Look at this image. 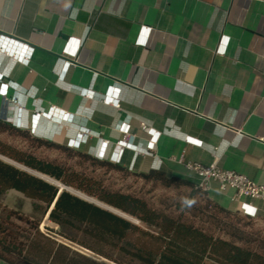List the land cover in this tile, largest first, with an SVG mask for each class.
<instances>
[{"label":"crops","instance_id":"1","mask_svg":"<svg viewBox=\"0 0 264 264\" xmlns=\"http://www.w3.org/2000/svg\"><path fill=\"white\" fill-rule=\"evenodd\" d=\"M0 75L47 140L83 133L78 150L194 184L187 165L217 161L264 186V0H0ZM208 195L238 210L216 183Z\"/></svg>","mask_w":264,"mask_h":264},{"label":"trees","instance_id":"2","mask_svg":"<svg viewBox=\"0 0 264 264\" xmlns=\"http://www.w3.org/2000/svg\"><path fill=\"white\" fill-rule=\"evenodd\" d=\"M0 129L16 132L30 139L32 136L30 130L18 129L3 121H0ZM32 140L51 148L76 150L70 148L68 143L61 145L38 137H33ZM77 152L79 156L91 160L101 167L131 172L120 164L99 159L81 150H77ZM0 154L14 160L13 162L17 161L15 163L21 166L26 165V168L55 179L68 188L76 187L90 196H96L101 201L126 212L124 214L130 215L142 223L143 226L133 223L66 191L60 193L56 186L0 160V196L10 190H16L38 201L39 204L34 206L35 211L42 213L44 217H47L50 212L49 220L56 223L61 230L55 233L116 264L129 263L116 259L93 245L79 241L68 232L82 233L95 244L112 248L122 255L131 257L138 264H264V254L254 248L218 238L204 228L183 221L182 218L156 213L146 201L121 192L108 191L102 183L83 174L69 172L56 163L38 159L32 154L16 150L1 142ZM132 173L146 181L176 182L191 187L206 196L215 207L231 214V211L211 200L207 192L190 181L167 177L163 172L156 170L149 173ZM235 214L241 215L236 212ZM35 228L38 235L44 237L39 232L38 225ZM52 232L54 231L52 230ZM228 234L232 238H237L236 233ZM47 240L51 241L49 238ZM240 240L242 239L240 238ZM35 247H37V242L33 240L29 242L27 249L32 250ZM61 249L68 250L69 248L60 244L56 251L52 249L49 252L51 256L54 251L56 252L53 261H58L55 260V257ZM78 256L87 264H99L84 256ZM0 258L5 260L3 257ZM72 262L71 259L69 261L67 259L59 260L60 264H72Z\"/></svg>","mask_w":264,"mask_h":264},{"label":"rangeland","instance_id":"3","mask_svg":"<svg viewBox=\"0 0 264 264\" xmlns=\"http://www.w3.org/2000/svg\"><path fill=\"white\" fill-rule=\"evenodd\" d=\"M3 99L5 101L2 103L1 114L5 115L7 112L8 117L12 118L15 112L17 113V110H21L25 120V109L19 104L18 100L12 99L11 102V100L8 101L4 97ZM38 114L41 115V120L42 113ZM34 115L27 120L28 122H25L28 128H31L30 125L33 122ZM43 115L47 117L46 114L43 113ZM0 121L8 123L7 116L1 115ZM30 137L31 139L16 132L0 129V142L5 145L32 154L38 159L56 163L69 170V172H76L92 178L102 183L108 191L121 192L140 198L146 201L149 207L156 211V213H164L174 218H182L183 221L191 223L196 227L204 228L207 232L218 238L235 241L264 254V221L247 219L235 214V212L227 214V212L211 204L206 196L198 193L191 187L176 182L146 181L133 174L131 170V172H126L109 167H101L95 162L79 156L77 150L70 151L65 148L59 149L40 145L38 142L32 140L33 137L40 138V135L36 133ZM0 155L10 159L2 154ZM25 166L19 168L28 172L32 170L26 169ZM30 172L41 178L39 175L41 173L34 170ZM71 188L108 207L115 208L101 201L96 196H90L76 187ZM36 204H39V202L16 190H10L0 196V257L5 258V260L0 258V264H60L59 260L61 261L62 259H67V261L71 259L73 260L72 264H87L78 255L89 258L99 264H116L55 233L61 230L53 221L46 223L43 228L46 217L42 213L35 211L34 206ZM117 210L126 213L120 209ZM134 219L131 222L143 226L136 218ZM37 225L39 232L44 237L38 235L35 228ZM228 233H236L237 238H232ZM68 234L75 236L79 241L93 245L116 259L129 264H138L131 257L122 255L112 248H108L102 244H95L82 233L70 231ZM47 238L51 241H48ZM33 240L37 242V247L32 250L27 249L29 242ZM60 244L68 247L71 251L69 249L59 250L55 257V260H58L56 262L53 261V258ZM52 249H55V251L51 256L49 252Z\"/></svg>","mask_w":264,"mask_h":264},{"label":"built area","instance_id":"4","mask_svg":"<svg viewBox=\"0 0 264 264\" xmlns=\"http://www.w3.org/2000/svg\"><path fill=\"white\" fill-rule=\"evenodd\" d=\"M145 32V31H144ZM148 33V32H146ZM149 34V33H148ZM145 40H140L141 44H144ZM224 43H228L224 41ZM80 45L78 46L79 50ZM9 51L10 49L7 48ZM13 51V50H12ZM12 51H9V54H12ZM221 52L225 53L227 51V46H224L220 49ZM66 52L69 54L75 55L77 51H69L66 49ZM33 55V50L29 49L28 47L24 46L22 48L21 54L19 55V60L24 64H29L31 57ZM69 67V63L65 65V69L67 70ZM4 77L2 78L0 75V95L8 100L9 92H10V85L2 83ZM116 95L115 91H111L109 93V100H113L111 97ZM9 101V100H8ZM108 101V100H107ZM116 103V102H115ZM8 118V123L12 126L18 128V129H27L30 130L32 134L34 133V129L27 128L24 126V118L22 116V111L17 110V113L15 112V115L10 118L8 117V113H5ZM39 116V118H37ZM41 118L40 114H36L33 117V123L39 122ZM67 121H72L73 116L72 115H66L65 116ZM141 127L145 130H147V126L145 123H142ZM124 133L129 134L131 131L130 125H123L121 128ZM150 134H152L154 137L152 138V142L150 143V147H153V141H156L158 138V135L155 131L150 130ZM85 134L79 133L76 141L70 140L68 142V146L72 149L78 150L81 143L84 141ZM121 144H125L122 143ZM105 146L109 145V142H105ZM127 147L132 148L131 145H127ZM103 156V155H102ZM109 161L119 164L120 161L116 159L115 157H112ZM187 168L189 171L195 173L199 179L198 183L196 185L200 187L203 191L209 192L212 189V185L216 183L219 186V191L221 193H228L232 192L233 197L232 200L234 202L239 203L238 210L236 213H240L242 216L252 219V220H258L260 217L259 209L253 205L255 201H262L264 202V186L258 185L254 181H252L248 176L243 175L241 173H238L236 171H231L227 169H223L219 166L218 162H214L210 165H203L199 163H190L187 165Z\"/></svg>","mask_w":264,"mask_h":264},{"label":"bare ground","instance_id":"5","mask_svg":"<svg viewBox=\"0 0 264 264\" xmlns=\"http://www.w3.org/2000/svg\"><path fill=\"white\" fill-rule=\"evenodd\" d=\"M58 116V114L56 115V117ZM34 124H36V123H34ZM102 155H104L103 153H101ZM5 158V157H4ZM5 159H7V158H5ZM7 160H9V159H7ZM10 162H12V163H14V164H16V166L17 167H21L20 166V164H17V163H15V162H13V161H11V160H9ZM27 169V168H26ZM23 170V169H22ZM24 171H27V170H24ZM30 171H33V170H30ZM29 171V173H31L32 175H34L32 172H30ZM28 172V171H27ZM40 176H41V178L42 179H44L45 181H48L49 183H51V184H53V185H56V186H58V185H60V184H62V183H60V182H58V181H56V180H54V179H52V178H50V177H48V176H45V175H42V174H39ZM37 177V176H36ZM40 178V177H39ZM63 185V184H62ZM63 186H65V185H63ZM68 188V187H67ZM68 190L71 192V193H73V194H75V195H77V196H79V197H82V198H84V199H89V200H92V201H95L94 199H92V198H89V197H87L86 195H84V194H82L81 192H77V191H75L74 189H72V188H68ZM98 205H100L101 207H103V208H105V209H107V210H109V211H111V212H113V213H118V214H120V215H123V216H125L126 218H129V219H131V220H135V219H133L132 217H130V216H127L126 214H124L123 212H121V211H118V210H116V209H114V208H112V207H108V206H106L105 204H103V203H101V202H98V201H95ZM49 215H50V213H49ZM49 215H48V217H46V220H45V223L43 224V228H44V226L46 225V223H48V222H50V220H49ZM2 264V263H1Z\"/></svg>","mask_w":264,"mask_h":264},{"label":"water","instance_id":"6","mask_svg":"<svg viewBox=\"0 0 264 264\" xmlns=\"http://www.w3.org/2000/svg\"><path fill=\"white\" fill-rule=\"evenodd\" d=\"M40 138H43V137H40ZM43 139H46V138H43ZM46 140H47V139H46ZM49 141H50V140H49ZM0 160L3 161V162H5V163H7V164H9V165H12V166L18 168L19 170H22V169H20L19 167H17L16 164L10 162L9 160L5 159V158H4L3 156H1V155H0ZM22 171H24V170H22ZM24 172H27V171H24ZM27 173H29V172H27ZM29 174H31V173H29ZM31 175H32V174H31ZM32 176H35V175H32ZM35 177H36V176H35ZM37 178H39V177H37ZM40 179H42V178H40ZM42 180H44V179H42ZM44 181H45V180H44ZM46 182L49 183L48 181H46ZM49 184H51V183H49ZM51 185H53V184H51ZM53 186H56V185H53ZM56 187L59 188V192H60V193L66 191V192H68V193H70V194H72V195H74V196H77V195L71 193V192L68 190L67 186H63L62 184H60V185H58V186H56ZM77 197L80 198V199H82V200H85V201L90 202V203H92V204H96L97 206L101 207V206L98 205L95 201H92V200H89V199H84V198L79 197V196H77ZM52 208H53V207H52ZM52 208H51V210H52ZM101 208H103V207H101ZM103 209H105V208H103ZM51 210H50V211H51ZM105 210H107V209H105ZM49 213H50V212H49ZM114 214H116V215H118V216H120V217H122V218H124V219H126V220L132 221L131 219L126 218L125 216L120 215V214H118V213H114ZM48 215H49V214H48ZM48 215H47V217H48Z\"/></svg>","mask_w":264,"mask_h":264}]
</instances>
